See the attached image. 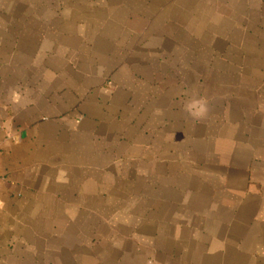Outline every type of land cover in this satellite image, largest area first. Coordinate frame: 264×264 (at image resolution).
<instances>
[{"label":"crops","instance_id":"crops-1","mask_svg":"<svg viewBox=\"0 0 264 264\" xmlns=\"http://www.w3.org/2000/svg\"><path fill=\"white\" fill-rule=\"evenodd\" d=\"M0 264H264V0H0Z\"/></svg>","mask_w":264,"mask_h":264}]
</instances>
